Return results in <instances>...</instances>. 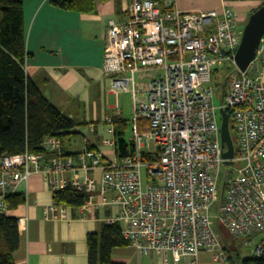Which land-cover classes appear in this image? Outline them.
I'll return each instance as SVG.
<instances>
[{
  "label": "built area",
  "instance_id": "1",
  "mask_svg": "<svg viewBox=\"0 0 264 264\" xmlns=\"http://www.w3.org/2000/svg\"><path fill=\"white\" fill-rule=\"evenodd\" d=\"M240 1V0H237ZM242 30L235 11L184 12L174 0H132L122 22H108L103 71L115 95L129 92L133 102L131 137L135 154L108 159L85 139L77 155H65L62 141L46 137L42 152L0 155V214L10 212L7 197L22 182L42 174L52 193L71 188L86 195L84 214L104 205L118 206L107 224L141 254L153 252L165 263L197 264L201 251L225 262L215 222L233 240L261 236L252 256L264 252V37L245 72L235 65ZM230 63L237 71L214 104L220 87L214 79ZM219 77V76H218ZM147 80L146 84H143ZM142 94V98L139 95ZM223 109L229 114L235 154L225 165L221 143ZM146 122L140 126L139 122ZM112 124V118H107ZM111 139L104 144L115 149ZM153 147V148H151ZM148 156V158L145 157ZM225 181L220 199V173ZM100 171L97 181L90 174ZM148 183L143 187V174ZM99 190V200L96 199ZM112 194L108 197L107 194ZM63 205L52 204L44 213ZM23 222L18 221V227Z\"/></svg>",
  "mask_w": 264,
  "mask_h": 264
},
{
  "label": "crops",
  "instance_id": "2",
  "mask_svg": "<svg viewBox=\"0 0 264 264\" xmlns=\"http://www.w3.org/2000/svg\"><path fill=\"white\" fill-rule=\"evenodd\" d=\"M131 1L94 0L95 12L77 13L55 8L49 0H23L28 54L26 75L56 109L76 124L75 134L66 139L65 155L80 153L84 140L88 139L108 159H117L115 149L104 144L113 137L110 129L114 130V126L107 123L108 117L127 121L128 139L132 135L131 94L115 95L111 78L103 71L108 22H122ZM174 2L184 12L215 10L221 13L226 6L231 7L237 16L238 30L245 27L251 13L264 5V0ZM145 124L143 120L139 122L141 127ZM90 175L99 181L100 171L95 170ZM18 193L25 196V203L8 214L23 222L18 227L20 244L14 253L15 264H89L87 235L99 232L107 219L116 217L119 211L115 205H102L88 214L67 207L65 211L58 208L46 219L44 211L53 204V193L42 174H33L27 182H22ZM96 199L99 200V190ZM231 249L246 256L237 248ZM112 260L115 264H172L171 261L165 263L153 252L141 254L131 246L115 248ZM184 264H193V260L187 258ZM197 264L228 263L215 259L211 252L201 251Z\"/></svg>",
  "mask_w": 264,
  "mask_h": 264
},
{
  "label": "trees",
  "instance_id": "3",
  "mask_svg": "<svg viewBox=\"0 0 264 264\" xmlns=\"http://www.w3.org/2000/svg\"><path fill=\"white\" fill-rule=\"evenodd\" d=\"M49 3L55 8L77 13H93L96 10L94 0H49ZM27 57L23 0H0V155L40 153L46 137L59 138L64 152L66 139L75 134L76 124L56 109L44 97L39 86L26 75ZM219 75L220 72L216 71L214 79ZM112 124L117 159L134 156L135 146L127 137L128 122L113 118ZM229 127L231 133V121ZM231 136L235 144L232 133ZM219 191L218 207L223 200V188ZM86 199L85 194L71 188L53 193V204L71 210L79 209ZM7 202L13 211L25 203V196L21 193L11 194ZM216 223L215 220V226ZM219 239L228 264H264V252L260 257H243L237 250L227 247L222 236ZM86 242L89 264H115L112 260L113 250L129 246L122 236L120 223L104 224L99 232L89 233ZM19 244L17 218L0 214V264H15L14 253Z\"/></svg>",
  "mask_w": 264,
  "mask_h": 264
},
{
  "label": "water",
  "instance_id": "4",
  "mask_svg": "<svg viewBox=\"0 0 264 264\" xmlns=\"http://www.w3.org/2000/svg\"><path fill=\"white\" fill-rule=\"evenodd\" d=\"M264 37V5L251 13L248 22L244 27L241 44L235 54V65L241 71L245 72L249 64L255 59L259 49L260 42ZM221 143L226 147L223 153L225 165H230L235 154L234 143L230 133L229 114L221 109Z\"/></svg>",
  "mask_w": 264,
  "mask_h": 264
},
{
  "label": "rangeland",
  "instance_id": "5",
  "mask_svg": "<svg viewBox=\"0 0 264 264\" xmlns=\"http://www.w3.org/2000/svg\"><path fill=\"white\" fill-rule=\"evenodd\" d=\"M241 29L243 31L244 27H242ZM225 67L226 68L224 69V72L220 73L218 78H215V81L219 82L218 84H220L219 85L220 90H218L214 96V104L216 106H220L222 103V101H221L222 95H223L222 91L226 87V85L228 84V81H230V78H229L230 72L237 71L235 66L230 64V63H226ZM146 83H147V80L143 82V84H146ZM231 133L234 136V132L232 130H231ZM127 134H129V129H128ZM232 169H233L232 167H229V168L223 167L222 168L221 173H220V180H219L220 190H222V188L224 187L225 181L231 177V175L229 174V171H231ZM142 174H143V187H145L146 184L148 183V181H147V178L145 176L144 170L142 171ZM217 212H218V205L214 204V206L212 207V210H211L212 216H215L217 214ZM214 222H215V220H214ZM215 227H216V231H217L219 237L222 236L223 242L227 247L237 248L240 250V252L242 254H244L246 256L252 255L251 251H252V249H254V245L262 239L261 236L254 237L251 239V242H254V244L248 245L247 241L244 242L242 240L236 241V240L231 239L228 236V234L222 229V227L220 225L217 226V223H216ZM218 228L220 229V232H219ZM240 245H241V247H240Z\"/></svg>",
  "mask_w": 264,
  "mask_h": 264
}]
</instances>
